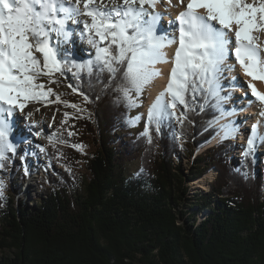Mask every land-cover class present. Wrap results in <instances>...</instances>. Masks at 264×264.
Segmentation results:
<instances>
[{"label": "trees", "instance_id": "obj_1", "mask_svg": "<svg viewBox=\"0 0 264 264\" xmlns=\"http://www.w3.org/2000/svg\"><path fill=\"white\" fill-rule=\"evenodd\" d=\"M65 56L87 61L67 51ZM123 67L112 79L98 66L79 76L73 75L74 68H65L74 93L87 97L86 114L70 118L74 125L53 138L51 161L61 170L41 176L45 193L30 202L1 201L0 250L14 254L1 257L0 264H264V177L256 150L231 165L234 149L243 153L245 147L234 138L213 142L221 129L219 120L209 124L220 117L212 107L216 101L205 104L203 94L193 97L191 92L188 108L180 105L183 123L164 119L159 131L152 124L149 142L141 133L151 103L143 128L133 130L130 116L140 103L133 91L137 106L130 107L119 90L128 86ZM61 75L52 79L57 83ZM222 107L226 111L223 102ZM89 136L96 149L83 155L78 146ZM177 154L190 158V175L176 165ZM133 162L138 167L131 174ZM81 165L87 180L79 172ZM8 169L7 156L0 172ZM212 169L216 174L208 191L190 202L186 183ZM186 205L195 211L183 218ZM204 209L208 213L197 222Z\"/></svg>", "mask_w": 264, "mask_h": 264}, {"label": "snow or ice", "instance_id": "obj_2", "mask_svg": "<svg viewBox=\"0 0 264 264\" xmlns=\"http://www.w3.org/2000/svg\"><path fill=\"white\" fill-rule=\"evenodd\" d=\"M160 2L121 0L116 3L113 0L109 6L103 0L99 4L97 0H0V168L4 166L6 154L16 152L10 138L15 112H23L29 101H39L51 94L53 89H45L38 81L47 76L49 83H56L53 75L63 73L65 68H74L73 75L79 76L85 70L91 74L93 66H98L112 79L119 66L124 65L123 79L128 86H119V90L129 106L135 107L131 93L134 91L138 97L155 78L163 75L157 65L169 63L165 49L176 45L167 83L147 111V123L141 135L148 137L149 142L152 124L159 131L164 119L175 117L183 123L185 112L177 116L176 109L179 105L188 108L189 92L193 97L203 94L205 104L210 99L216 101L212 107L220 112V117L210 121V126L232 114L223 109L222 102L227 97L220 95L223 71L235 68V64H226L230 56L234 55L246 76L264 80V55L257 43V34L264 31V0H187L184 10L169 21V26L178 33L172 36L158 34L162 13L155 9ZM184 2L178 0L180 5ZM81 16L88 19L81 20ZM69 21L77 27L83 25L80 35L86 36L95 49L92 59L77 63L66 58L67 50L60 44L72 36ZM236 79L232 77L233 82ZM248 87L252 97L262 105L259 115L264 118V93L251 81ZM204 107L201 105V109ZM219 127L224 132L222 138L234 137L238 131L231 123ZM258 127L259 122L252 125L244 156L254 151L257 139L264 142ZM2 188L0 182V197Z\"/></svg>", "mask_w": 264, "mask_h": 264}, {"label": "rangeland", "instance_id": "obj_3", "mask_svg": "<svg viewBox=\"0 0 264 264\" xmlns=\"http://www.w3.org/2000/svg\"><path fill=\"white\" fill-rule=\"evenodd\" d=\"M101 0H97V3L99 4ZM120 0H118L119 2ZM162 3L164 0H161ZM147 7V5H145ZM80 18V17H79ZM160 28H158V31L162 30L161 27L167 25V22H163V20H160ZM83 25H81L78 28H74L72 24H69L70 30L72 29V32L75 34L74 38L82 45L83 52L81 50L74 51L72 42L68 40V42L64 43L62 42L60 44V47L62 49H66L67 52H70L71 55L78 61L81 60H88L93 54H95V49L88 43L87 37H81L80 31L82 29ZM167 27V26H166ZM167 29V28H166ZM170 30V29H167ZM175 32V30H174ZM159 34H161L159 32ZM259 37V34H257ZM98 39V38H97ZM56 37L53 35V43H55ZM234 45V44H233ZM37 55H39L37 53ZM232 57L230 56L229 59L226 61V64H231L229 60ZM235 61V59H233ZM228 69L225 68L221 75L220 79V86L222 96L227 97L226 100L223 101V105L226 107L228 112H231L232 114L229 116H224L223 118L219 119L218 123L223 124H229L232 123L235 116L233 115V112L235 111V108L231 107V100H236L235 98H238L237 95H235V89L233 86L232 81L227 79V75L224 72H227ZM40 82L45 84V89L51 88L53 89V92L49 95H47L46 100H39V101H29V109L28 110H38L42 107H45L47 109H50L52 111V114L49 115V117L46 118L45 124L48 127V133H52L51 137L52 139L49 140V137L47 136V133H44L39 130H28L27 124L28 123V114H30V111H27V116L23 114H17L18 116H13V123L18 127V130L20 132H25L21 137L22 140L19 141H13L16 147L15 154L9 152L7 153L8 160H9V169L7 173L0 172V182L3 184V196L0 197V208L3 205L1 201H4L6 198L12 197L14 202L19 203L20 201H24L25 199L30 200L32 198L37 197L38 195H43L45 193V188L42 185V178L43 175H50V174H56L58 170H61L59 165L54 164L51 161V158L55 156V148H54V141L53 138L55 137H62L64 133L68 132L71 126L74 125V122L70 118H77L82 119L84 118L86 114V102L84 98L80 95H77L74 93L72 85L70 84V80L67 76H65L63 73L59 78V82L57 83H49V79L47 76H42L39 80ZM154 80L150 85L145 87L143 92L137 97L136 94H133V97L139 101L140 105L139 108L134 111L131 116V125L132 129L136 130L138 128H143V122L145 118L146 113V102L148 100V92L147 89L153 85ZM71 85V87H70ZM68 93V94H66ZM57 97L59 99L57 100ZM249 98V96H248ZM44 99V98H43ZM240 101V99H238ZM44 101V102H43ZM55 102L57 107L53 108L50 103ZM237 102V100H236ZM241 102V101H240ZM151 103V102H150ZM71 105H76V107H71ZM238 105V104H237ZM241 105V104H239ZM238 105V106H239ZM145 106L144 111L142 110ZM61 109V110H60ZM80 109V110H78ZM179 109V106H178ZM19 111V110H17ZM67 114V115H65ZM177 116H179V110L177 113ZM139 117V119L134 120V118ZM236 117H239L238 115ZM239 118H242L240 115ZM34 120V119H33ZM35 124L37 125L38 121L34 120ZM243 123V126L239 128V130L236 132L235 136H228L224 139H232L234 138L238 144H241L243 147L247 145L248 136L251 132V128L249 126L250 122ZM23 124H26L24 126ZM247 125V126H245ZM245 126V127H244ZM17 131V130H16ZM39 133V135H37ZM82 133L79 134L81 136ZM217 135V134H216ZM260 136H264V134H259ZM216 137V136H215ZM214 137V138H215ZM11 138V137H10ZM46 140H45V139ZM12 139V138H11ZM24 139V140H23ZM217 139V138H216ZM222 139V138H218ZM25 140H29L30 142L28 145H23L22 142ZM33 141V144L31 143ZM180 142H183L180 140ZM78 148L82 151L83 155H90L92 154L95 149L96 145L94 143V140L92 136L86 137L85 140L79 144ZM43 149V151L41 150ZM256 156L258 158L257 162V169L258 172L264 177V142L257 139L255 148ZM200 150L196 152V154H199ZM23 157V159H21ZM175 163L178 165V168L183 172L185 176L190 175V172L192 171L191 168V160L189 157H185L183 155L177 154L174 156ZM229 162L231 165L235 164H241L242 162V149L237 146V148L234 149V152L229 158ZM138 167L137 162H133L129 164V172L132 174L136 171ZM79 172L83 174V178L87 180V172L83 165L79 168ZM208 174V175H207ZM216 170L212 169L208 173L204 174L203 176L207 175L205 179H203V182H206L208 185L215 177ZM201 176V177H203ZM199 177V178H201ZM198 178V179H199ZM195 180V179H194ZM192 181V180H191ZM187 182L186 185L188 186L189 190V201L192 202L196 195L208 191L207 189H202L200 187H192V184L190 182ZM20 187V191L18 192L17 189ZM193 204V203H188ZM181 209L185 210V213L183 215V218H187L190 213L195 211V208L190 205H186L185 208L182 207ZM187 212V213H186ZM208 213L207 209L201 210L196 215L197 222H199L203 217L206 216ZM14 254V251L12 250H0V258L4 256H12ZM134 264H144L141 262H134Z\"/></svg>", "mask_w": 264, "mask_h": 264}, {"label": "bare ground", "instance_id": "obj_4", "mask_svg": "<svg viewBox=\"0 0 264 264\" xmlns=\"http://www.w3.org/2000/svg\"><path fill=\"white\" fill-rule=\"evenodd\" d=\"M115 2L119 3L121 2V0L119 2L118 0H115ZM103 3L111 6V4L113 3V0H103ZM186 4H187V0H185L184 5H180L178 3V0H171V4L168 3V0H164L163 3L162 1L160 3H157L155 11L162 13V16L160 19L161 21L163 20V22L165 23L167 22V25H166L167 27L166 26L165 28L164 26L161 27V29L163 28L162 30L159 31L161 34H166L168 36H172L174 34L178 35V33L174 32V27L169 26V21L174 20L175 17L178 15V13L184 10V7L186 6ZM200 11H203V10H200ZM80 19L84 20L88 18L81 16ZM160 26L161 25L159 21L158 28H160ZM73 27L78 28L76 25H73ZM166 28L170 30H167ZM258 34H259V38H258L257 43L261 47L262 55H264V31H261ZM74 35L75 34L72 32V36L69 39L72 42L74 51L79 52L81 50V52H83L82 45L74 38ZM234 39L235 38L233 36V41ZM175 48H176V45H172L171 47L165 49L169 57V63L157 65V67L161 69L163 75L155 78L153 85L147 89V92L149 95H148V100L146 102V105L152 102L155 96L165 87L167 83V79H168V73L172 67L171 58L174 54ZM231 57H232L231 58L232 60H229V61L231 64H235V68H233L232 70H228L227 72H224L226 75L228 74L226 78L232 81L233 85H237V86H233L235 89V95H237L238 98H235L237 102L236 100H231L232 101L231 107H233V109L235 108V111L233 112V115L235 116V118L233 119L231 124H234L235 127L239 130V128L243 126V123L246 124L245 122H250L249 124L250 128H252L253 124H257L259 122L258 133L264 134V118L260 117L259 115L262 105L258 101H256L254 97H252L251 89L248 87V82L251 81V83L256 87V89L259 92L264 93V80H259V79L253 80L251 77L246 76L244 72L242 71V69L240 68L239 64H237L236 61L233 60L235 59L234 55ZM233 76L237 78L235 82H233L232 80ZM238 99H240L241 102ZM42 100H46V98ZM250 100L252 101L251 103L249 102ZM237 104L238 105L241 104V105L238 106ZM50 105L53 108L57 107L56 103L53 101L50 103ZM28 109H29V104H27V107L24 109L23 112L16 111L14 115L18 116L17 114H23L27 116V111H30V114H28L27 116L28 123L26 122L28 130L30 131L39 130L44 133H47V136L50 137L52 133L50 132L48 133V127L45 124V120L47 117H49V115L52 114V111L45 107L40 108L39 111L36 109L35 110H28ZM144 109H145V106L143 107L142 110L144 111ZM177 113H178V108L176 109V114ZM237 115L239 117L241 115L242 118L236 117ZM33 119L38 121L37 125L35 124ZM14 123H13V131H12L11 138L13 141L16 142V141L22 140L21 137H23L26 134H24L25 132H20L18 130V127L15 125L16 123L15 124ZM26 124H23V125L26 126ZM223 136H224V132L222 129H220L215 138L218 139V138H222ZM27 142L29 143L30 141L25 140L22 142V144L28 145ZM31 143L33 144V141ZM207 175L199 179L192 180L190 184H192V187H200L202 189H207L209 185L206 182H203V179L208 177Z\"/></svg>", "mask_w": 264, "mask_h": 264}, {"label": "water", "instance_id": "obj_5", "mask_svg": "<svg viewBox=\"0 0 264 264\" xmlns=\"http://www.w3.org/2000/svg\"><path fill=\"white\" fill-rule=\"evenodd\" d=\"M178 110H179V115H180V112H183L182 106L179 105V109ZM209 185H210V183H209Z\"/></svg>", "mask_w": 264, "mask_h": 264}]
</instances>
